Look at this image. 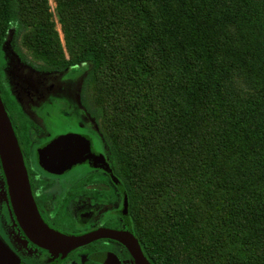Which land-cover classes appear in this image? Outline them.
Listing matches in <instances>:
<instances>
[{"label":"trees","instance_id":"trees-1","mask_svg":"<svg viewBox=\"0 0 264 264\" xmlns=\"http://www.w3.org/2000/svg\"><path fill=\"white\" fill-rule=\"evenodd\" d=\"M0 0L12 43L87 65L151 264H264V0Z\"/></svg>","mask_w":264,"mask_h":264},{"label":"flooded vegetation","instance_id":"flooded-vegetation-1","mask_svg":"<svg viewBox=\"0 0 264 264\" xmlns=\"http://www.w3.org/2000/svg\"><path fill=\"white\" fill-rule=\"evenodd\" d=\"M26 55L12 43L8 21L0 12V99L19 145L36 219L70 237L129 231L145 255L131 193L116 168L101 122L82 104L85 66L53 70ZM66 134L84 137L100 161H107L125 191L127 206L120 186L102 168L82 163L51 172L40 165L41 149ZM0 264L137 263L119 240L108 237L64 252L46 247L26 226L0 159Z\"/></svg>","mask_w":264,"mask_h":264},{"label":"water","instance_id":"water-1","mask_svg":"<svg viewBox=\"0 0 264 264\" xmlns=\"http://www.w3.org/2000/svg\"><path fill=\"white\" fill-rule=\"evenodd\" d=\"M0 159L8 184L17 193L18 206L23 210V218L26 226L34 232V235L38 237L46 247L56 248L64 252L89 243L99 237H108L119 240L128 249L137 264H150L142 252L139 243L129 231L117 233L104 230L102 232L80 237H70L51 230L42 223L41 220L36 219L34 213L35 206L31 197L30 186L19 145L9 118L5 113L1 99ZM39 161L44 169L51 172H62L70 169L76 164L89 163L93 167L106 170L112 176L107 161L104 160V162H101L99 157L94 153L91 143L80 135L66 134L55 138L41 149ZM112 178L119 185L118 181L113 176ZM120 188L124 193L125 206H127L125 191L121 186ZM126 221L128 223V220Z\"/></svg>","mask_w":264,"mask_h":264},{"label":"rangeland","instance_id":"rangeland-1","mask_svg":"<svg viewBox=\"0 0 264 264\" xmlns=\"http://www.w3.org/2000/svg\"><path fill=\"white\" fill-rule=\"evenodd\" d=\"M49 4H50V10H51V12L53 13V20L55 21V23L57 22V16H56V13H55V11H54V8H55V5H54V3L52 2V0H49ZM56 28H57V30L60 32V26L56 23ZM9 44H10V38H9V40H8V47H9ZM87 65H85V72H86V70H87Z\"/></svg>","mask_w":264,"mask_h":264}]
</instances>
